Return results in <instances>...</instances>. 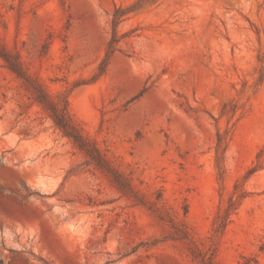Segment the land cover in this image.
<instances>
[{"label":"rangeland","instance_id":"obj_1","mask_svg":"<svg viewBox=\"0 0 264 264\" xmlns=\"http://www.w3.org/2000/svg\"><path fill=\"white\" fill-rule=\"evenodd\" d=\"M0 264H264V0H0Z\"/></svg>","mask_w":264,"mask_h":264},{"label":"trees","instance_id":"obj_2","mask_svg":"<svg viewBox=\"0 0 264 264\" xmlns=\"http://www.w3.org/2000/svg\"><path fill=\"white\" fill-rule=\"evenodd\" d=\"M0 56L5 60L8 67L17 74V76L24 80L25 85L31 90L35 99L45 108L50 114L55 125L69 137L76 146L85 152L93 163L102 168L107 173L111 174L113 180L118 184L119 188L125 191H131V187L122 176L108 163L102 156L97 147L91 143L78 129L76 124L71 119L67 106H62L57 103L43 88V86L32 77L23 68L21 61L16 54L9 52L6 49L0 50Z\"/></svg>","mask_w":264,"mask_h":264}]
</instances>
